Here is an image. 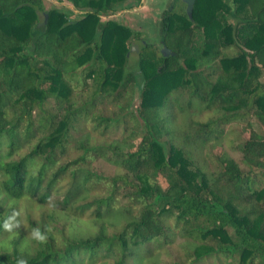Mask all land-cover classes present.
<instances>
[{
  "label": "trees",
  "instance_id": "1",
  "mask_svg": "<svg viewBox=\"0 0 264 264\" xmlns=\"http://www.w3.org/2000/svg\"><path fill=\"white\" fill-rule=\"evenodd\" d=\"M67 1L78 18L0 0V264H158L154 242L166 264H264V0H195L191 17L173 0L172 53L143 42L136 70L140 32L101 19L129 0ZM128 115L140 128L107 138ZM225 137L238 157L212 153ZM98 159L120 172L95 171ZM41 209L45 243L20 226Z\"/></svg>",
  "mask_w": 264,
  "mask_h": 264
},
{
  "label": "rangeland",
  "instance_id": "2",
  "mask_svg": "<svg viewBox=\"0 0 264 264\" xmlns=\"http://www.w3.org/2000/svg\"><path fill=\"white\" fill-rule=\"evenodd\" d=\"M172 1L173 0H140L139 2L137 0H129L127 3H129L132 7L129 9H119L113 14L110 15H104L101 16V19L103 21L107 19H115L122 24H125L128 26L133 32L139 31V38H135L134 33H131L129 40L131 41V45L137 46L134 49H132L129 53L130 59L129 63L127 65V69L136 70L137 69V52L139 51V47L143 44V42H150L155 43L159 46H162V18L164 14V10L172 7ZM178 5L176 6H182L183 8L186 7L181 1L177 2ZM44 6L46 9L55 7L63 12L67 13V16L69 15L71 19H76L79 17L78 11L74 10L73 5L71 2L64 0L63 2H60L59 0H44ZM162 49V47H161ZM236 50L232 52L231 54H235ZM30 79V78H29ZM32 79V78H31ZM215 113L207 112V111H195L194 118L199 120H206L211 116H214ZM92 124V123H89ZM140 128V123L138 119L135 117V115H128L125 117V119L118 125V129L115 130H109L107 131V138H115L122 136L124 133L130 134L134 130H137ZM227 129V127H225ZM96 136H100L98 133L93 132ZM231 144V141L228 140L226 137L221 139L218 143L214 144L212 146V153L220 148L229 149ZM32 144H26L20 151H18L16 154H14L9 159H18L21 157L24 153L29 151L32 147ZM230 152L234 156H239V153H234L231 148ZM81 152L77 149H72V155L71 158L76 157ZM92 168L103 174L106 177L112 176L116 173L120 172V169L116 166L106 162L105 160L98 159L92 163ZM104 190L97 192V195L103 194L106 190V188L109 186V182L107 179L102 181ZM46 209L41 210H29L22 214L21 216V223L20 226L26 230L31 231L35 227L42 226L46 221ZM119 228V227H118ZM117 227H110L111 233L118 230ZM154 249L155 253L153 255L152 261L158 264H166L171 260V257L165 248V245L154 242ZM113 254L110 256L112 257ZM115 258V257H114Z\"/></svg>",
  "mask_w": 264,
  "mask_h": 264
},
{
  "label": "clouds",
  "instance_id": "3",
  "mask_svg": "<svg viewBox=\"0 0 264 264\" xmlns=\"http://www.w3.org/2000/svg\"><path fill=\"white\" fill-rule=\"evenodd\" d=\"M20 215V213H13L12 216L8 217L4 222V228L8 231H11L14 227H19V223L16 222V216ZM51 231V229H47L45 231H41L39 228L33 229L31 236L33 239L40 243H45L48 239L47 232ZM18 264H27L25 260H19Z\"/></svg>",
  "mask_w": 264,
  "mask_h": 264
},
{
  "label": "water",
  "instance_id": "4",
  "mask_svg": "<svg viewBox=\"0 0 264 264\" xmlns=\"http://www.w3.org/2000/svg\"><path fill=\"white\" fill-rule=\"evenodd\" d=\"M184 2L187 5L186 11H187L188 15L191 17L195 0H184ZM135 47L137 48V46H132V49H134ZM161 50H162L164 55H169L170 53H172L171 49L169 47H167L165 44L162 45Z\"/></svg>",
  "mask_w": 264,
  "mask_h": 264
},
{
  "label": "crops",
  "instance_id": "5",
  "mask_svg": "<svg viewBox=\"0 0 264 264\" xmlns=\"http://www.w3.org/2000/svg\"><path fill=\"white\" fill-rule=\"evenodd\" d=\"M74 10H76V9H74ZM233 15H235L234 12H233ZM251 15L252 14H251L250 8L249 7H246L245 9L241 10L240 13L237 14L236 18L235 19H232V21H235L236 22L241 17L251 16ZM259 20L264 22V11L261 12ZM231 53H232V51L230 52V54ZM263 60H264V55H263Z\"/></svg>",
  "mask_w": 264,
  "mask_h": 264
},
{
  "label": "flooded vegetation",
  "instance_id": "6",
  "mask_svg": "<svg viewBox=\"0 0 264 264\" xmlns=\"http://www.w3.org/2000/svg\"><path fill=\"white\" fill-rule=\"evenodd\" d=\"M182 1H184V0H182ZM173 2V1H172ZM186 7H187V5H186ZM162 45H163V43H162Z\"/></svg>",
  "mask_w": 264,
  "mask_h": 264
}]
</instances>
